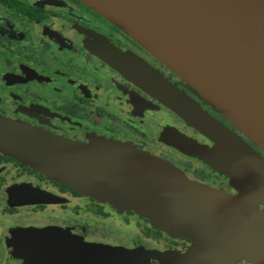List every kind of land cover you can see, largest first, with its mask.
Instances as JSON below:
<instances>
[{
    "label": "flooded vegetation",
    "instance_id": "af4514ba",
    "mask_svg": "<svg viewBox=\"0 0 264 264\" xmlns=\"http://www.w3.org/2000/svg\"><path fill=\"white\" fill-rule=\"evenodd\" d=\"M130 75L139 80L159 78L174 86L264 159L255 144L192 94L185 82L81 1L0 0V264H62L66 240L117 248L88 264L142 263L135 247L126 245L137 237L103 231L79 215L78 203L72 205L75 210H68L70 201H79L82 193L11 152L13 145L41 152L39 136L46 135L89 150L109 142L152 149L153 141L197 162L183 148L192 151L191 143L160 126L163 107L130 83ZM150 111L159 117L145 118ZM146 122L149 130L154 127L153 137L140 127ZM202 168L190 177L200 183L216 178L218 186L231 191L225 174L210 172L211 177ZM92 213L109 214L101 206Z\"/></svg>",
    "mask_w": 264,
    "mask_h": 264
},
{
    "label": "water",
    "instance_id": "95a60500",
    "mask_svg": "<svg viewBox=\"0 0 264 264\" xmlns=\"http://www.w3.org/2000/svg\"><path fill=\"white\" fill-rule=\"evenodd\" d=\"M79 1L137 42L264 152V0ZM160 86L158 91H165L166 100L183 117L207 133L215 129L214 137L264 180V159L259 153L177 88L167 82ZM39 140L41 152L23 145H13L11 152L82 194L195 233L188 224L152 211L108 183L130 178L138 184L146 182L131 172L127 163L46 135L39 136ZM153 187L157 192L170 193L158 185ZM48 240H52L51 236ZM64 249L62 264H88L113 250L96 243L67 240ZM236 249L264 264V256L257 254L256 249Z\"/></svg>",
    "mask_w": 264,
    "mask_h": 264
},
{
    "label": "rangeland",
    "instance_id": "374dc122",
    "mask_svg": "<svg viewBox=\"0 0 264 264\" xmlns=\"http://www.w3.org/2000/svg\"><path fill=\"white\" fill-rule=\"evenodd\" d=\"M157 79L154 81L144 77L139 80L132 75L128 76L130 83L144 90L160 104V107H163L160 126L173 136L176 137L174 134L177 133L183 141L192 144V151L183 148L190 155H194L198 163L188 161L181 156L182 154L163 149V146L153 141H149L154 143L152 149L119 142H109L114 149L100 145L92 146L91 149L106 159L114 156L116 160L127 163L131 172L146 181L144 184L141 182L138 184L136 180L130 178L126 179L127 182L116 180L112 183L109 181V184L121 189L126 196L152 211L188 224L195 233L179 226L170 227L143 213L96 197L90 200L86 194H82L83 197L79 201H70L67 209L75 210L72 209V205L78 203L79 215L92 220L103 231L108 232V229H112L115 233L132 235L134 238L137 237V240L139 238L142 244L136 240L126 241V245L128 249L135 247L133 250L137 251V259L142 262L140 264H263L250 258L243 251L240 253L236 248L256 249L257 254L264 256V180L215 138L213 134L216 133L215 129L210 126L213 133H207L183 117L166 100L165 91L163 90L164 93L158 91L160 83L165 82ZM191 93L194 94L192 90ZM146 114L145 118L152 120L154 114L151 111ZM154 116L159 117L156 114ZM170 124L178 129H174ZM149 125V122H146L140 127L148 131V136L153 137L154 127L149 130L148 127H151ZM129 133L133 134L130 130ZM143 139L148 141L149 138L145 136ZM246 139L248 140L247 137ZM72 144L79 146L76 143ZM200 163L208 173L225 174L227 177H224L233 187L231 191L223 188L220 183L218 186L216 178H213L215 181L207 179V183H200L191 178V172L203 169ZM211 173L210 176L213 177ZM153 185H158L170 193L157 192L153 190ZM99 206L109 214L104 217L93 215L92 212ZM126 211L132 213L126 215ZM153 233H160V237H154Z\"/></svg>",
    "mask_w": 264,
    "mask_h": 264
}]
</instances>
